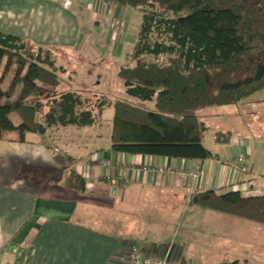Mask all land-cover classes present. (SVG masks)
I'll use <instances>...</instances> for the list:
<instances>
[{
  "label": "crops",
  "instance_id": "obj_1",
  "mask_svg": "<svg viewBox=\"0 0 264 264\" xmlns=\"http://www.w3.org/2000/svg\"><path fill=\"white\" fill-rule=\"evenodd\" d=\"M142 19V12L121 8L112 0L106 5L97 0H0L1 32L56 49V54L75 52L87 37L88 46L103 43L104 53L124 58L126 65L134 64ZM126 65L116 67V75ZM61 69V91L100 89L101 94L94 95L118 100L103 92L108 73L101 71L89 79L79 77L85 73L83 66ZM247 102L254 107L252 118L264 111V99ZM244 103L204 112L205 139L210 136L213 145L206 148L213 158L203 161L113 152V117L107 119L106 111L92 127L55 126L44 134L27 133L25 142L16 132L4 133L0 264H131L132 245L150 256L169 255L177 263L193 264L192 238L197 232L240 239L237 229L248 224H236L228 218L233 216L193 205L192 198L205 191L264 195V134L259 133L264 124L250 120L241 124L231 116ZM245 131L250 135L245 136ZM220 132L233 138L219 144L215 140ZM241 156H245V173L236 166ZM106 162L111 165L105 167ZM71 172L85 181V191L66 187ZM191 172H197V178ZM226 246L221 248L230 250ZM232 256L236 259L229 262L250 263L239 252Z\"/></svg>",
  "mask_w": 264,
  "mask_h": 264
},
{
  "label": "trees",
  "instance_id": "obj_2",
  "mask_svg": "<svg viewBox=\"0 0 264 264\" xmlns=\"http://www.w3.org/2000/svg\"><path fill=\"white\" fill-rule=\"evenodd\" d=\"M112 2L143 14L134 64L121 67L118 74L126 95L139 102L59 92L57 50L0 31V140L9 132L25 142L27 133L44 134L55 126L92 127L113 109V152L212 159L204 145V112L264 99V0ZM11 72L14 77L4 90ZM12 115L20 122L12 121ZM232 138L220 132L215 141L226 144ZM65 184L80 192L86 187L76 172ZM192 204L264 225V195L205 191L197 192Z\"/></svg>",
  "mask_w": 264,
  "mask_h": 264
},
{
  "label": "rangeland",
  "instance_id": "obj_3",
  "mask_svg": "<svg viewBox=\"0 0 264 264\" xmlns=\"http://www.w3.org/2000/svg\"><path fill=\"white\" fill-rule=\"evenodd\" d=\"M87 32H85L86 36ZM96 35H102V31L96 30ZM87 37H84V39L80 42V45L78 49L75 52L70 53H58L57 59H58V66H64L66 68L74 69L78 68L79 66H83L86 68L84 71L85 73L80 74L79 77H88L89 79H93V76H99L98 72L104 71L107 67L108 70L104 71L105 76L108 77L107 84H102V89L104 93H110L112 96L115 97V99H124V100H130L132 102H139L138 100L134 98H130L125 93V88L123 86V82L121 79H119L118 75H116L115 70L120 65H126V61L124 58L116 59V58H110L108 55V52L104 53L103 51L105 49L104 46L101 43H94V45H89L87 42ZM95 44H99L98 47ZM108 50V49H107ZM101 54V55H100ZM104 55V56H103ZM103 57V58H102ZM117 67V68H116ZM119 69V68H118ZM86 75V76H83ZM13 77L12 72L8 74L6 77V80L4 82V89H8V85L10 82V79ZM112 85H115L116 87H112ZM119 86V87H117ZM49 89V88H48ZM64 88L62 89V91ZM61 89L59 88V92ZM87 91V92H86ZM79 92H82L84 94L88 93L87 96L94 97V96H101V95H94L101 92L100 89H90L86 88L85 91L82 89ZM101 94V93H99ZM105 95V94H102ZM131 102V103H132ZM250 102H245L241 107H239V113H232L233 119H237L238 122L241 124L246 123L247 121H253L254 123L260 122L264 124V111L262 113H259L258 117H253L252 108L248 105H250ZM146 106L148 109L153 110V104L152 103H146ZM257 109V107L255 108ZM222 110H228V108H224ZM249 110V112H248ZM261 110V109H260ZM248 112V113H247ZM257 112V110H256ZM251 113V114H250ZM221 114V113H220ZM228 113H225L227 115ZM231 114V113H230ZM106 118L108 119L110 116L113 117V110H107ZM224 115V114H223ZM12 121L15 123H19L20 120L16 115L11 116ZM105 132V129H104ZM259 133L264 134V131L260 130ZM6 134V133H5ZM243 134L250 135L248 131L243 132ZM244 141L248 140L245 137H242ZM251 141V140H248ZM204 145L210 149L213 147L211 137L207 136V138L204 141ZM231 220H235L236 224H248L247 227H242V230L240 227L237 229L239 230L241 238H234L233 237H222L220 235H212L208 233H202L197 232L193 235L192 238V261L193 264H219L222 262H229L232 259V254L235 252H239L241 257H244L247 260H250L249 264H264V226L259 223H254L251 221H247L244 219L234 218V217H228ZM206 236V237H205ZM240 241V242H239ZM239 243V244H238ZM241 243V244H240ZM228 245L227 248L230 250L227 251V249H222L221 245ZM248 264V263H247Z\"/></svg>",
  "mask_w": 264,
  "mask_h": 264
},
{
  "label": "built area",
  "instance_id": "obj_4",
  "mask_svg": "<svg viewBox=\"0 0 264 264\" xmlns=\"http://www.w3.org/2000/svg\"><path fill=\"white\" fill-rule=\"evenodd\" d=\"M98 2L106 5L107 0H97ZM111 164L109 162L104 163L105 167L110 166ZM236 166L243 172H247V167L245 166V156H241L236 160ZM163 172V170H161ZM191 176L197 178L198 173L197 172H191ZM129 258L131 264H180L175 262V260H172L169 255L165 256H150L147 254H144L140 248H138L135 245H132L129 248Z\"/></svg>",
  "mask_w": 264,
  "mask_h": 264
}]
</instances>
